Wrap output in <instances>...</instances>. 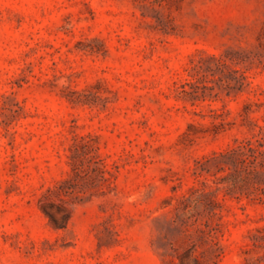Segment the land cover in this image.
Instances as JSON below:
<instances>
[{"label": "rangeland", "instance_id": "obj_1", "mask_svg": "<svg viewBox=\"0 0 264 264\" xmlns=\"http://www.w3.org/2000/svg\"><path fill=\"white\" fill-rule=\"evenodd\" d=\"M247 140L264 172V0H0V264H264L209 160Z\"/></svg>", "mask_w": 264, "mask_h": 264}, {"label": "trees", "instance_id": "obj_2", "mask_svg": "<svg viewBox=\"0 0 264 264\" xmlns=\"http://www.w3.org/2000/svg\"><path fill=\"white\" fill-rule=\"evenodd\" d=\"M259 146H261L259 144ZM263 155V151L259 150L257 147L253 145L250 140L244 142V144L238 145L236 148L230 149L224 153L216 154L209 160L216 162V167L218 171H231L239 173L243 172L246 174V178L244 181H237L236 178L223 177L224 182H231L227 187V194H233L236 192L243 193L249 190V188L253 189L251 192H247V195L254 194L256 191L264 192V188L261 187L264 184V181L261 180V176L264 175V172L259 169L262 168V161H259V156ZM97 157V156H96ZM94 159V157L92 158ZM94 164H97L98 161H93ZM75 170L77 172H83V167L80 164L75 165ZM95 169L101 173V180H108L103 176V173L107 172L103 169V167ZM258 200H261L258 198ZM59 209L62 212V215H58L53 212L52 209H47L46 206L40 205L43 213L48 217L50 223L56 228H65L69 221V212L66 210L64 206L58 205ZM213 258L219 257V254L213 255ZM211 258V259H213ZM215 263V262H214Z\"/></svg>", "mask_w": 264, "mask_h": 264}]
</instances>
